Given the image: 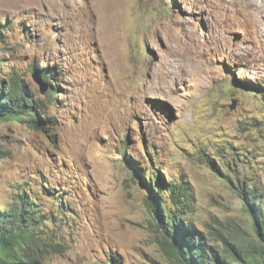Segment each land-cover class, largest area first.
<instances>
[{"label": "rangeland", "instance_id": "rangeland-1", "mask_svg": "<svg viewBox=\"0 0 264 264\" xmlns=\"http://www.w3.org/2000/svg\"><path fill=\"white\" fill-rule=\"evenodd\" d=\"M254 27L240 0H0V79L17 71L46 120L0 122V208L31 189L51 218L23 243L34 264H178L134 166L186 189L184 217L207 244L257 240L233 187L258 185L264 209Z\"/></svg>", "mask_w": 264, "mask_h": 264}, {"label": "trees", "instance_id": "trees-1", "mask_svg": "<svg viewBox=\"0 0 264 264\" xmlns=\"http://www.w3.org/2000/svg\"><path fill=\"white\" fill-rule=\"evenodd\" d=\"M43 75L49 79L52 72L45 71ZM47 95L52 99L56 95L55 89L50 90ZM41 108L42 105L32 97V92L17 71L0 79V122L30 116L36 125H41L46 123L38 114ZM134 168L152 192L150 205L160 220L161 245L178 264H264V209L261 207L262 192L258 185L239 178L233 187L242 197L245 208L254 214L259 237L254 240L244 236L245 243H237L223 236L224 243L229 248L221 250L207 244L193 225L186 221L183 206L188 203L183 186L176 188L178 184L172 180L167 184L155 170L145 174L141 166ZM153 181L157 184L154 185ZM43 189L47 191V196L58 201L57 210L65 215L69 209L58 199V195L51 187ZM164 191H169L172 199V206H166L165 210L163 198L158 193ZM45 214L39 198L31 189L18 191L9 206L0 208V264H34L24 252L23 243L35 240L40 226L51 220ZM110 264H118L116 258L110 259Z\"/></svg>", "mask_w": 264, "mask_h": 264}, {"label": "bare ground", "instance_id": "bare-ground-1", "mask_svg": "<svg viewBox=\"0 0 264 264\" xmlns=\"http://www.w3.org/2000/svg\"><path fill=\"white\" fill-rule=\"evenodd\" d=\"M241 9L246 16L252 20L254 30L260 35H264V1L240 0Z\"/></svg>", "mask_w": 264, "mask_h": 264}, {"label": "water", "instance_id": "water-1", "mask_svg": "<svg viewBox=\"0 0 264 264\" xmlns=\"http://www.w3.org/2000/svg\"><path fill=\"white\" fill-rule=\"evenodd\" d=\"M39 79H40V78H39ZM39 79L37 78L38 81H40ZM47 89H48V84L45 83V82H44V83L42 82V83H41V91H42L43 93H45V92L47 91ZM234 107H235V105H232V106H231V108H234Z\"/></svg>", "mask_w": 264, "mask_h": 264}]
</instances>
